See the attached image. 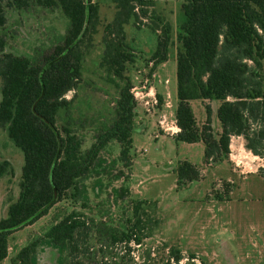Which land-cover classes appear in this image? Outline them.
<instances>
[{"label":"trees","instance_id":"16d2710c","mask_svg":"<svg viewBox=\"0 0 264 264\" xmlns=\"http://www.w3.org/2000/svg\"><path fill=\"white\" fill-rule=\"evenodd\" d=\"M110 1L114 12L103 25L98 67L114 83L117 96L111 121L97 131L82 153V140L70 126L69 118L64 124L58 123V111L62 109L68 114L73 95L68 99L66 94L75 91L81 81L83 59L93 46L100 23L99 3L0 0V127L23 155L17 196L0 217V261L7 255L9 235L45 215L57 202L76 198L77 179L90 170L108 141L116 139L119 160L128 169L132 165L131 131L137 101L126 74L127 64L134 62V53L124 26L133 18L134 26L140 28L141 18H150L148 26L157 33L156 46L147 60L152 63L150 70L167 59L172 26L154 13V0ZM33 6L59 8L68 19L65 31L37 57L5 51L7 10ZM181 10L184 20L176 32L175 47L174 121L179 130L171 135L177 141H202L207 163L228 159L230 138L234 135L243 137L245 148L252 154L264 158V84L260 72L264 61V0H183ZM157 97L161 106L162 96ZM194 99H201L206 111L205 122L199 129L189 106ZM214 100L219 101L218 137L213 136L211 127ZM11 171L10 162L0 159V177ZM257 172L264 176L263 167ZM175 173L179 185L200 177L198 169L186 160L177 165ZM230 188V183H226L225 191ZM125 192L120 189V196ZM142 203L138 200L133 204L128 227L119 236L111 235L126 251L131 243L141 245L150 235L148 228L157 225L158 220L147 216ZM85 216L73 209L45 232L53 243L65 247L66 264H87L82 259L92 253L85 239L89 229ZM37 243L34 240L21 247L11 264H33ZM187 256L185 264H194L196 256ZM183 257L178 248L168 246L167 255L161 257L162 264H180ZM101 263L113 261L106 259Z\"/></svg>","mask_w":264,"mask_h":264},{"label":"rangeland","instance_id":"374dc122","mask_svg":"<svg viewBox=\"0 0 264 264\" xmlns=\"http://www.w3.org/2000/svg\"><path fill=\"white\" fill-rule=\"evenodd\" d=\"M95 1L99 3L100 23L93 46L84 56L81 81L75 91L66 94L68 99L73 95L68 114L62 109L58 111V123L64 124L69 118L70 126L82 140V153L90 146L97 131L111 121L117 96L114 83L98 67L103 48V25L111 20L114 5L110 0ZM154 1V13L172 26L164 62L154 70H150L152 64L147 62L157 40V33L148 26L150 18H141L140 28L134 26L133 18L124 26L134 53V62L127 64L126 74L131 79V90L137 92L134 94L137 104L131 131L130 169L118 158L120 146L117 140L108 141L90 170L77 179L79 193L76 198L57 202L45 215L9 235L7 255L0 264H11L18 250L34 240L38 243L32 256L33 264H66L65 247L53 243L45 232L73 209L85 214L88 222L85 239L92 253L82 259L87 264H102L101 261L106 259H111L113 264H162L161 257L167 255L168 246L182 252V264L189 253L196 256L194 264H264V176L257 171H242L246 157L236 160L239 167H234L235 164L225 157L207 163L202 141H177L166 129L175 124V47L176 32L184 20L183 0ZM33 7L7 10L5 51L34 58L49 49L65 31L68 19L59 8ZM260 72L264 84V61ZM143 82L151 87V93L157 99L153 106H145L138 100L141 98L138 89ZM158 94L162 96L161 106H158ZM145 97L149 99L150 96ZM218 105L217 100L211 102L214 137L221 131L216 116ZM189 106L199 129L206 119L204 102L190 100ZM252 127L257 129L256 125ZM246 155L252 158L250 154ZM0 159L8 160L12 167L11 173L0 177L2 217L8 203L17 196L23 155L1 127ZM184 160L198 169L200 177L179 185L175 169ZM262 162L264 165V158ZM226 183H230L231 188L225 191ZM122 188L126 192L120 196ZM138 200H143L142 209L147 216L158 222L148 228L150 235L141 245L131 243L130 250L126 251L122 243L112 240L111 235L119 236L120 231L128 227L127 220L132 219L133 204Z\"/></svg>","mask_w":264,"mask_h":264},{"label":"crops","instance_id":"0c3cea01","mask_svg":"<svg viewBox=\"0 0 264 264\" xmlns=\"http://www.w3.org/2000/svg\"><path fill=\"white\" fill-rule=\"evenodd\" d=\"M217 109V108H216ZM237 139L236 143L235 140ZM235 143V144H234ZM246 148H244V140L242 136H231L230 138V143H229V155H228V160L231 161V163L233 162L235 165L234 167H239L238 163L236 160H242V158L246 157L247 160L242 163V166L245 169H242L243 172L248 171V172H255L257 171L256 168L258 167H263V162H262V158H260L257 155L252 154L249 150H245ZM246 154H250L252 158L248 157ZM253 158H257V162H255ZM249 160V161H248ZM243 162V161H242ZM247 168V169H246Z\"/></svg>","mask_w":264,"mask_h":264},{"label":"built area","instance_id":"2783aa9c","mask_svg":"<svg viewBox=\"0 0 264 264\" xmlns=\"http://www.w3.org/2000/svg\"><path fill=\"white\" fill-rule=\"evenodd\" d=\"M150 64H152L151 62H150ZM152 76H156V74L155 73H152ZM145 88H147L146 90H145ZM132 89V88H131ZM131 92L133 93V91L131 90ZM134 94H137V92H134L133 93V95ZM136 96V95H135ZM135 96H134V98H135ZM138 96H140L141 98H139L138 100L140 101V102H142L145 106H148V105H152V104H154V103H156L157 102V99H156V97H155V95L153 94V93H151V87L150 86H148L147 87V84H146V82H143L142 83V85H141V87H140V89H138ZM145 96H150L149 97V99L147 98V97H145ZM157 96V95H156ZM136 99V98H135ZM153 106V105H152ZM175 122V121H174ZM166 129L167 130H170L171 131V134L172 133H176L178 130H179V128L175 125V124H173V126L171 125V126H167L166 127ZM184 259V258H183ZM180 263H181V261H180ZM182 264V263H181Z\"/></svg>","mask_w":264,"mask_h":264}]
</instances>
